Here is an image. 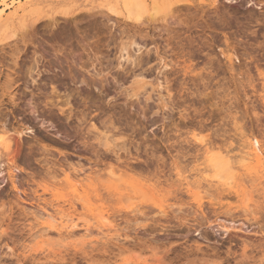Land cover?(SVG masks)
<instances>
[{
  "label": "rangeland",
  "instance_id": "374dc122",
  "mask_svg": "<svg viewBox=\"0 0 264 264\" xmlns=\"http://www.w3.org/2000/svg\"><path fill=\"white\" fill-rule=\"evenodd\" d=\"M215 2L137 23L111 10L123 0L14 2L26 11L0 42V135L18 140L13 162L0 147V264H264V157L234 160L232 190L209 161L245 135L264 149V0ZM225 35L247 53L243 81L184 72L225 61ZM44 206L113 228L64 241Z\"/></svg>",
  "mask_w": 264,
  "mask_h": 264
},
{
  "label": "bare ground",
  "instance_id": "6f19581e",
  "mask_svg": "<svg viewBox=\"0 0 264 264\" xmlns=\"http://www.w3.org/2000/svg\"><path fill=\"white\" fill-rule=\"evenodd\" d=\"M9 0H0V42L1 40H5V39H8L11 38V37H14L16 38L17 36V32H14V33H11L9 34L8 33V30L11 29L13 27V23L15 21V18L16 16L18 15V12L19 10H23V11H26V8L24 6H17L15 7V4L14 2L16 1H11L10 3L8 2ZM19 1H23V0H19ZM35 0H25V5L27 4H31L33 3ZM187 2V0H176V1H173V0H123V9L122 11L119 9V8H110L115 14H121V15H125L127 18H129V20H134L135 22H140L141 20H145L144 18L148 17L149 18V21H156L158 20V18L163 14L164 17H166L168 14L172 13L173 11H178L179 8L176 7V10H174L176 4H179L181 5L184 4L183 2ZM216 2L218 0H215ZM192 2V1H191ZM189 2V3H191ZM214 2V1H213ZM215 2V3H216ZM188 3V4H189ZM175 5V6H174ZM185 5V4H184ZM114 6V5H112ZM116 6V5H115ZM178 6V5H177ZM189 6V5H188ZM225 7V6H224ZM17 8V9H16ZM121 8V7H120ZM174 8V9H173ZM178 8V9H177ZM188 8V7H187ZM12 9H15L12 11ZM35 9V8H34ZM8 11H11V13L8 15V16H5L4 17V14L6 15V13ZM32 11V10H31ZM30 11V12H31ZM36 11V10H35ZM34 11V12H35ZM183 11V10H182ZM179 12V11H178ZM181 12V11H180ZM191 12V11H190ZM213 12V11H212ZM173 14V13H172ZM22 15V12L21 14ZM34 15V14H33ZM21 17V16H20ZM162 18V17H161ZM21 20V19H20ZM24 20V18H23ZM223 20V19H222ZM221 20V21H222ZM225 20V19H224ZM220 21V22H221ZM136 22V23H137ZM258 22V21H257ZM260 22V21H259ZM22 23V21H21ZM23 24V23H22ZM33 24V23H32ZM23 28V26H22ZM24 29V28H23ZM25 32V31H24ZM4 38V39H2ZM225 38V46L226 48L225 49H222L221 53L222 55L225 56V61L223 63L222 60H220L219 58H217V56L214 58L213 56L210 57V56H206V60H204L205 62L203 63V65L198 68L196 66H194L190 60H184L183 61V65H182V69L184 70V72H189L188 74H193L195 76H201V77H206L209 81V79H214L216 76L219 77V75H221L219 78V81L216 82V86L217 87H224L226 88L227 90L230 89V85L232 84V81L236 80V81H243L242 79L245 77L246 75V71L248 67V62H247V53L245 54V52H242V53H237V56L235 55V51H232V50H236L235 48H230V44L228 43V38L226 37V35L224 36ZM9 41V40H8ZM232 46V45H231ZM232 51V52H231ZM235 52V53H234ZM249 55V54H248ZM217 58V59H216ZM235 59L237 60V64H236V61ZM239 60V61H238ZM250 64V63H249ZM259 67V65H258ZM247 68V69H246ZM257 69V72L259 73L258 75L259 76H262L264 77V73L263 71H261L260 69L256 68ZM215 72V73H214ZM216 74V75H215ZM215 75V76H214ZM239 76H242V78H239V80H237V78ZM205 79V78H204ZM217 79V78H216ZM241 79V80H240ZM212 81V80H211ZM209 81V83L211 82ZM226 81V82H225ZM263 82V81H262ZM231 83V84H230ZM264 86V85H263ZM264 93V92H263ZM264 95V94H263ZM262 97V96H261ZM264 99V97H263ZM95 128V127H94ZM8 132V131H7ZM6 133H3L0 135V147L4 148L5 151L7 152L8 154V157L10 159V162H13L15 157H16V154L18 152V140L17 138L11 136V135H8ZM98 134V133H97ZM104 134V132H103ZM101 133V135H103ZM108 134V133H107ZM245 134V133H244ZM100 135V134H99ZM100 135V136H101ZM106 135V134H105ZM104 135V136H105ZM99 136V137H100ZM244 137H246V142L243 144V146L241 147H238V149L240 148L239 152L237 155H232L230 152H227V151H224V152H227V153H224L217 156L219 157L218 159L215 157H211L210 158V162L212 164V166H214V169L216 170H219V172L217 173V175H215L217 177V179L219 178L220 181H225V183H219V184H222L224 187L227 186L229 187L230 190L234 189L235 188V185H234V177L231 176L230 174H232L231 172H233L231 169L233 167H230L234 160L238 157H240L238 160H240V163L238 162V160L236 161V163L238 162V165L240 166H236L238 169H242L243 167H246L248 163L252 162V161H255L257 163H261L263 157H264V149L260 143V141L254 136V135H250V136H247L245 135ZM104 139V138H103ZM106 139V138H105ZM104 139V140H105ZM111 140V138H110ZM109 141V135H108V138L106 139V143L104 144L108 150H110L109 148V145H110V141ZM109 144V145H108ZM3 149V150H4ZM123 149V148H122ZM223 150V149H222ZM210 151V150H209ZM209 151L207 149V154H209ZM113 152V151H112ZM120 152V151H119ZM211 152V151H210ZM222 153V152H221ZM115 154H118L116 157L119 156V153H115ZM121 158V157H120ZM119 158V159H120ZM118 160V159H117ZM116 160V161H117ZM235 163V162H234ZM112 165V164H110ZM235 165V164H234ZM210 166V165H209ZM178 167V166H177ZM131 168V167H130ZM235 168V167H234ZM233 168V169H234ZM187 169V168H186ZM223 169V170H222ZM240 169V170H241ZM132 170V169H131ZM235 170V169H234ZM244 170V169H243ZM231 171V172H230ZM198 172V171H197ZM63 174H66V171H62ZM129 175V172H125V174ZM56 173H54L55 175ZM59 174V173H58ZM203 174V173H202ZM111 180H114L115 182L117 181L118 183L120 181H122V177H120L121 175L117 174V172L115 170H113L112 168H110L108 170V174H107ZM119 175V176H118ZM198 175H201V171L198 172ZM85 176V175H84ZM118 176V177H117ZM54 177V176H53ZM52 177V178H53ZM149 177V176H148ZM192 177V176H190ZM202 177V175H201ZM51 178V179H52ZM57 179V176L54 177ZM153 178V177H152ZM72 179V176H69L67 175V180H71ZM205 179V178H204ZM54 180V179H53ZM74 180H71L73 181L75 184H72L71 183V186L73 188V193L76 194L78 192V188H77V185L78 186H81L82 187V181H80V177L75 175L74 176ZM139 180V179H138ZM206 180V179H205ZM135 181L137 182V180L135 179ZM219 181V182H220ZM264 181V180H263ZM156 182V181H155ZM205 182V181H204ZM206 182H210L208 180H206ZM248 182V181H247ZM250 182V181H249ZM199 183V182H198ZM80 184V185H79ZM110 184V183H109ZM201 184V183H200ZM113 185V183H112ZM189 185V183H188ZM255 185V182H252V186ZM259 185V184H258ZM256 185V186H258ZM203 186V185H202ZM202 186H198V191H199V195L203 197V194H205L206 192L203 190ZM251 186V187H252ZM46 187V186H45ZM177 187V186H175ZM149 188V187H148ZM250 188V187H249ZM263 188V187H262ZM48 189V188H46ZM53 189V188H52ZM51 189V190H52ZM56 189V188H55ZM151 189V188H150ZM50 190V191H51ZM80 190V189H79ZM152 190V189H151ZM250 190V189H249ZM49 191V190H48ZM122 191V190H121ZM194 191V190H193ZM205 193H204V192ZM191 192V191H189ZM172 193V192H171ZM247 193V192H246ZM230 194V193H227V195ZM238 194V193H237ZM250 194H252V192H250ZM246 195V194H245ZM46 196V195H45ZM68 196V195H67ZM80 196V195H79ZM206 196V195H205ZM252 196V195H251ZM249 196V197H251ZM207 197V196H206ZM211 197V196H210ZM224 197V196H223ZM205 198V197H204ZM231 199V197H229ZM246 198V196H245ZM253 198V196H252ZM39 199V198H38ZM223 199V198H222ZM251 199V198H250ZM123 200V199H122ZM125 200V199H124ZM127 201H129V199H127ZM159 201V200H158ZM220 201V200H219ZM37 202V201H36ZM43 204V203H42ZM50 204V203H48ZM159 204V203H158ZM161 204V203H160ZM45 205V204H44ZM52 205V204H51ZM175 205V204H173ZM46 206V205H45ZM44 206V207H45ZM54 206V205H52ZM58 206V205H57ZM133 206V205H131ZM42 207V209H44V214L43 216L41 215L40 217V214L38 217L40 218H44L46 221H47V224H48V228H56V230L59 232L58 235L65 241V239H71L72 237L75 238L78 237L77 234H78V231L79 229H82L85 228V231L84 234L85 236L84 237H89V235L92 234V231H93V228H97L99 230V233L100 234H103L102 236L106 237L105 234H108L109 232L107 231H110L112 228H113V225L110 224V222L108 223H99L97 225H91L89 224L90 221H87V220H82L80 217H73L72 215L71 216H68V215H64L62 213V211H58V210H55V211H51L48 210L46 207L44 208ZM56 207V206H55ZM178 207V206H177ZM147 208V207H146ZM171 208V207H170ZM184 208V207H183ZM192 208V207H191ZM130 209V208H129ZM176 209V207L174 208ZM137 210V209H136ZM144 210V209H143ZM192 210V209H191ZM76 211V210H75ZM166 211V210H165ZM35 212V211H34ZM32 212V213H34ZM42 212V213H43ZM178 212V211H177ZM176 212V213H177ZM36 213V212H35ZM160 213V212H159ZM158 213V214H159ZM37 214V213H36ZM67 214V213H66ZM73 214V213H72ZM97 214V213H96ZM140 214V213H139ZM161 214V213H160ZM84 216V215H82ZM164 216V215H163ZM103 217V216H102ZM149 217V216H148ZM42 218V220H43ZM95 218V217H94ZM105 217H103L102 219H104ZM89 219V218H88ZM101 219V220H102ZM107 219V218H106ZM103 221V220H102ZM93 224V223H92ZM112 227V228H111ZM47 230V228H45ZM45 231V230H44ZM42 230V233L44 232ZM48 232L45 231L43 234L40 233L39 236H36V237H48L50 235H48ZM54 232V231H53ZM80 232V231H79ZM107 232V233H106ZM51 233V231L49 232V234ZM81 233V232H80ZM36 234V232H35ZM39 234V232H38ZM37 234V235H38ZM54 234V233H53ZM48 235V236H47ZM34 236V235H33ZM51 236H54V235H51ZM50 236V237H51ZM82 236V235H81ZM83 237V236H82ZM33 238V237H32ZM54 238V237H52ZM51 238V239H52ZM58 238V237H57ZM72 238V239H73ZM81 238V237H80ZM49 239V240H51ZM83 239V238H82ZM86 239V238H84ZM35 240V239H34ZM36 241V240H35ZM84 240L81 241V243L83 242ZM84 244V243H83ZM51 247V246H50Z\"/></svg>",
  "mask_w": 264,
  "mask_h": 264
}]
</instances>
